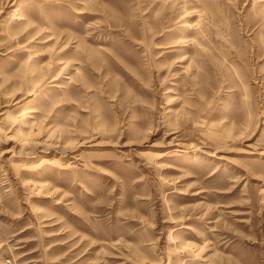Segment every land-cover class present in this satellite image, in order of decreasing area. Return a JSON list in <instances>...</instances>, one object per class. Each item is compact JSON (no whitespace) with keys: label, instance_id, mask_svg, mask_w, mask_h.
Wrapping results in <instances>:
<instances>
[{"label":"rangeland","instance_id":"obj_1","mask_svg":"<svg viewBox=\"0 0 264 264\" xmlns=\"http://www.w3.org/2000/svg\"><path fill=\"white\" fill-rule=\"evenodd\" d=\"M0 264H264V0H0Z\"/></svg>","mask_w":264,"mask_h":264}]
</instances>
